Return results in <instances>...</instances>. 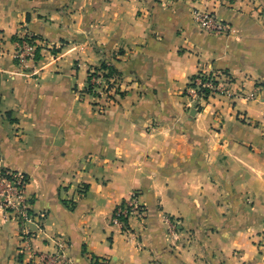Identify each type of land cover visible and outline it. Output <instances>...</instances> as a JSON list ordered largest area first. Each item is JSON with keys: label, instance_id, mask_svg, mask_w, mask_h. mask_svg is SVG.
Wrapping results in <instances>:
<instances>
[{"label": "crops", "instance_id": "obj_1", "mask_svg": "<svg viewBox=\"0 0 264 264\" xmlns=\"http://www.w3.org/2000/svg\"><path fill=\"white\" fill-rule=\"evenodd\" d=\"M20 30L44 42L37 75L14 60ZM104 51L123 81L100 114L83 90ZM202 70L230 75L229 94L195 109ZM0 170L28 179L35 217L0 209V264L54 240L70 264H264V0H0ZM133 194L143 216L115 224Z\"/></svg>", "mask_w": 264, "mask_h": 264}, {"label": "built area", "instance_id": "obj_2", "mask_svg": "<svg viewBox=\"0 0 264 264\" xmlns=\"http://www.w3.org/2000/svg\"><path fill=\"white\" fill-rule=\"evenodd\" d=\"M196 19L199 26L213 33H223L228 27L220 22L212 13L196 12ZM22 48L21 57L28 56L30 60H35L34 44L35 40L31 35L24 34L18 37L17 44ZM20 53V51H19ZM231 82V77L223 71L202 70L194 75L188 85L187 92L192 99L200 106V101L207 100L222 94H229L226 89ZM28 179L21 173L0 170V209L7 216L16 219L20 227L26 223H33L34 215L30 211V200L26 197V186ZM132 214L142 217L144 211L137 204L135 194L130 200L119 204L113 213V222L125 227L128 218ZM31 234H22V242L28 243ZM56 251L52 253H39L34 256V264H70L64 254L65 241L54 240Z\"/></svg>", "mask_w": 264, "mask_h": 264}, {"label": "rangeland", "instance_id": "obj_3", "mask_svg": "<svg viewBox=\"0 0 264 264\" xmlns=\"http://www.w3.org/2000/svg\"><path fill=\"white\" fill-rule=\"evenodd\" d=\"M196 21H198V19H196ZM24 34L31 35L32 39L36 41V43L34 44V51L36 53L35 60L40 58V54H39L40 47L41 45L44 44V42L40 41V39H38L37 37H34L32 33L25 31V30H20L16 34L17 37H16L15 49L13 53L14 60L20 72L24 74L37 75L38 74L37 72L39 69L37 67L31 68L28 66V62L31 61L28 58V56L21 57V53L23 52L21 51L22 48H20L19 43L17 44V40H18V37L24 36ZM52 51H53L52 55L56 57L57 50L52 47ZM119 55L120 54L115 51L114 52L104 51V54L101 57L100 63H98L95 67H92L88 70L87 83L83 91H84V94L87 95V98L90 97L93 100L92 105L100 114L103 113L107 107H109L110 105L116 102V97L119 98L118 96L122 95V91L120 89H121L123 78H120L119 72L114 66L116 63L115 61ZM102 63H104V65L106 66H113V68H115V72H110L107 69H102L101 68ZM88 83L90 84V86ZM88 87H90V90H88ZM187 89L185 90L186 92L185 95L189 98V101L191 103L190 107H193L195 109H200L199 105H196V102L188 94ZM83 97H86V96L83 95ZM164 220L168 222L169 224V230H168V236L170 239L169 241L170 242L178 241L180 239V234L183 231L181 220L178 218L171 219L168 216H165Z\"/></svg>", "mask_w": 264, "mask_h": 264}, {"label": "trees", "instance_id": "obj_4", "mask_svg": "<svg viewBox=\"0 0 264 264\" xmlns=\"http://www.w3.org/2000/svg\"><path fill=\"white\" fill-rule=\"evenodd\" d=\"M101 68L102 69H107L110 72H115V68H113V66H106V65H104V63L101 64ZM90 76H91V74H90ZM89 86H90V84H89ZM88 90H90V87H88Z\"/></svg>", "mask_w": 264, "mask_h": 264}]
</instances>
